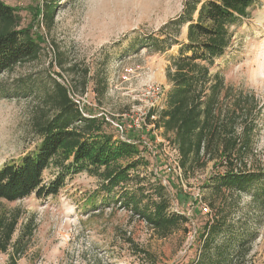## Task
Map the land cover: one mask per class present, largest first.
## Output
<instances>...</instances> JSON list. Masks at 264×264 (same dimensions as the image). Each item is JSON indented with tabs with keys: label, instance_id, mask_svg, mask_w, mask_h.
<instances>
[{
	"label": "rangeland",
	"instance_id": "374dc122",
	"mask_svg": "<svg viewBox=\"0 0 264 264\" xmlns=\"http://www.w3.org/2000/svg\"><path fill=\"white\" fill-rule=\"evenodd\" d=\"M4 1L18 9L23 26L37 20L33 32L37 31L41 50L35 60L0 75V91L12 92L26 82L34 91L30 96L0 94V166L39 142L31 130L32 118L56 81L67 88L85 115L100 117L104 130L115 140L138 149L131 158L117 162L142 156L143 164L136 171L156 174L170 194V209L189 219L162 237L120 203L119 187L107 194L98 177L82 171L66 177L55 196L38 199L30 194L13 202L0 199V216L18 213L17 229L31 228L20 243L16 264L193 261L199 250L202 207L207 206L209 194L202 182L212 172V162L188 183L177 179L174 153L149 123L155 116L147 119L151 108L159 110L163 93L170 88L165 71L177 48L150 53L145 49L134 52L129 46L135 34L155 32L179 14L184 0H61L49 28L39 27L40 0ZM60 61L65 63L59 65ZM70 65H74L72 71ZM85 68L89 79L81 93ZM211 72L221 74L230 94L240 96L255 116L251 168L264 174V0H257L250 17L234 29L231 47L215 61ZM99 78L104 79L106 91L95 97L93 82ZM49 176L45 171L46 180ZM128 185L133 186L132 182ZM252 207L246 195L231 214L238 223L248 216L249 227L257 232L248 255L235 264H264V208L253 211ZM17 235L18 230L13 240ZM11 252V247L0 252V264H7Z\"/></svg>",
	"mask_w": 264,
	"mask_h": 264
},
{
	"label": "trees",
	"instance_id": "16d2710c",
	"mask_svg": "<svg viewBox=\"0 0 264 264\" xmlns=\"http://www.w3.org/2000/svg\"><path fill=\"white\" fill-rule=\"evenodd\" d=\"M256 3L257 0H184L179 14L155 32L135 34L129 44L134 52L145 49L165 53L177 48L165 71L170 88L163 93L159 110L151 108L147 116H155L149 123L178 153L181 173L177 179L188 183L212 162L213 170L202 182L209 194L208 211L201 212L204 217L198 255L186 264H235L248 255L250 243L257 237L256 230L249 227L248 216L239 223L231 218L246 195L253 211L264 208V174L251 168L256 118L251 110L247 111L240 96L230 94L223 76L211 72L215 61L231 47L234 29L250 17ZM60 4L61 0H40L39 27L52 26ZM36 21L31 19L23 26L18 9L0 0V75L38 57L41 40L37 31L33 32ZM64 63L60 61L59 65ZM73 67L70 65L69 70ZM88 79L85 68L81 93ZM93 85L95 97L103 96L104 79L94 80ZM20 93L30 96L34 91L28 82L12 92L0 91L5 98ZM44 99L31 125L39 142L16 160L0 166L1 200L13 202L30 194L38 199L55 196L66 177L85 171L100 179V187L107 194L119 187L120 203L162 237L189 220L170 209V194L156 174L136 171L143 164L142 156L124 164L117 162L119 158H131L138 149L115 140L104 130L100 117L85 115L64 85L54 81ZM45 171L50 173L47 180ZM130 182L133 186L128 185ZM18 218V213L0 216V252L12 248L7 264H16L20 243L31 234L28 225L17 229Z\"/></svg>",
	"mask_w": 264,
	"mask_h": 264
},
{
	"label": "built area",
	"instance_id": "2783aa9c",
	"mask_svg": "<svg viewBox=\"0 0 264 264\" xmlns=\"http://www.w3.org/2000/svg\"><path fill=\"white\" fill-rule=\"evenodd\" d=\"M41 27H43L42 24H41ZM152 117H154V116H152ZM171 150L174 153V156L172 157L173 169H174V171H175V173L177 175H180L181 170H180V168L178 166V153H177V151L175 149H171ZM202 211L206 212V211H208V208L206 206H203L202 207Z\"/></svg>",
	"mask_w": 264,
	"mask_h": 264
}]
</instances>
